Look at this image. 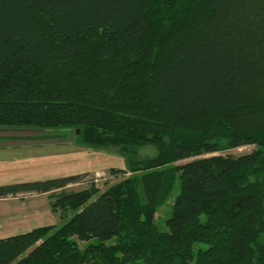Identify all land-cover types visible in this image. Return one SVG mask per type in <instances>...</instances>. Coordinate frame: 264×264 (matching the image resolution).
I'll return each mask as SVG.
<instances>
[{"label":"trees","instance_id":"1","mask_svg":"<svg viewBox=\"0 0 264 264\" xmlns=\"http://www.w3.org/2000/svg\"><path fill=\"white\" fill-rule=\"evenodd\" d=\"M2 126L79 128L125 177L0 185L64 219L0 238V264H264V0H0Z\"/></svg>","mask_w":264,"mask_h":264},{"label":"rangeland","instance_id":"2","mask_svg":"<svg viewBox=\"0 0 264 264\" xmlns=\"http://www.w3.org/2000/svg\"><path fill=\"white\" fill-rule=\"evenodd\" d=\"M80 132L81 130L79 128L49 129L27 126H2L0 127V166L4 161H7L5 164L6 169L11 168L14 165V161L12 160L19 157L34 159L35 156H37L43 150H47L48 152H51L56 156L62 154L66 155L68 153H72V150L79 151L80 146L81 149H86V153H88V155H86L87 159H82V162H86V164H84L85 166L83 167H86L87 169H89V171L70 174L82 175L81 181L69 184L70 189L85 188L90 185L89 181H91L92 179H96L95 183L101 190H104L112 184L123 179L125 177V175L123 174L114 176L110 173L108 163L111 162L110 164H114L117 168H119L118 166L125 164L124 156H122L116 148H111L109 150L101 151L102 153H107L109 155L104 156V158H101L103 160L100 161L99 158L101 152L85 147L77 142ZM2 142H6V144ZM73 143H76L79 146H74ZM255 148H257L256 145L249 144L236 148L225 149L218 152L217 154L238 156L244 153L251 152ZM68 150H70V152H68ZM139 152L142 156L153 155L156 153V148L153 145H147L141 147ZM92 157H94V159ZM80 162L81 161H65L64 163H59L58 161L54 163L52 167L49 166L50 169L52 168L50 170V174L55 175L56 177H59L58 175H61L62 177V172L64 169L66 170L67 168L69 172L71 170L73 171L79 166ZM7 175L9 176L12 174L8 172ZM25 196H27V194H22V197ZM173 203L174 195L170 196L167 201L158 208V211L156 213V221L160 228H165V220L172 210ZM63 223L64 221L58 223L56 226L59 227ZM79 244L81 247H84L86 242L79 241Z\"/></svg>","mask_w":264,"mask_h":264},{"label":"crops","instance_id":"3","mask_svg":"<svg viewBox=\"0 0 264 264\" xmlns=\"http://www.w3.org/2000/svg\"><path fill=\"white\" fill-rule=\"evenodd\" d=\"M5 143L6 142H2ZM73 145H77L73 143ZM81 151V152H80ZM104 151V150H96ZM70 152V150H68ZM99 160H103L104 156H108L107 153H100ZM88 153L86 149H81L79 146V151L72 150V153L54 155L47 150H43L34 159L28 158H17L14 161V165L11 168L6 169V162L4 161L0 166V185L13 184V183H23L31 182L37 180H46L50 178H55V175L50 174V167L54 163L58 162H72L86 160ZM94 159V157H92ZM79 166L72 172L66 168L62 172L63 176H69L76 172H86L89 171L82 162ZM108 163V167H116L114 164ZM45 165V166H44ZM29 166V167H28ZM119 168H125V164L118 166ZM10 172L12 175H7ZM61 177V175H58ZM22 194H27V196L22 197ZM14 195H8L6 197H0V238L9 235L26 232L33 228L47 225H57L63 222L59 212L52 210L50 205L49 192L38 193L35 191L30 192H20L14 197ZM22 197V198H21ZM60 221V222H58Z\"/></svg>","mask_w":264,"mask_h":264},{"label":"water","instance_id":"4","mask_svg":"<svg viewBox=\"0 0 264 264\" xmlns=\"http://www.w3.org/2000/svg\"><path fill=\"white\" fill-rule=\"evenodd\" d=\"M78 132H79V130H78Z\"/></svg>","mask_w":264,"mask_h":264}]
</instances>
